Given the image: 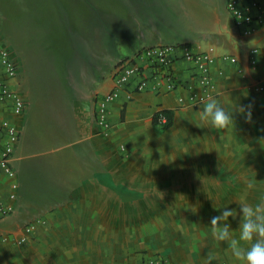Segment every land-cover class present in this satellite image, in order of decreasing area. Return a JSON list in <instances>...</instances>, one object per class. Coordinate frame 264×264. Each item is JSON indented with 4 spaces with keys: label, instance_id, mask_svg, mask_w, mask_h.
Returning a JSON list of instances; mask_svg holds the SVG:
<instances>
[{
    "label": "crops",
    "instance_id": "crops-1",
    "mask_svg": "<svg viewBox=\"0 0 264 264\" xmlns=\"http://www.w3.org/2000/svg\"><path fill=\"white\" fill-rule=\"evenodd\" d=\"M27 1L32 14L20 4L16 14L12 1L5 31L0 26L18 68L11 85L25 102L18 116L11 101L0 102V124L10 120L20 131L11 157L16 201L0 222V264H134L152 256L170 264H207L209 256L211 264H238L227 242L212 237L210 221L225 206L235 209L227 223L238 238L237 201L264 199V28L242 34L226 0H119V12L107 10L105 0ZM120 45L125 50L117 51ZM160 46L213 48L215 89L204 96L232 112V126L217 131L202 123L203 104L194 106L183 87L149 88L123 90L110 106L112 129L100 131L95 97L113 88L115 68L135 61L151 76L139 55ZM170 71L203 97L182 53ZM249 105L246 122L237 109ZM161 110L174 112L163 133L152 123ZM10 182L1 172L4 200ZM29 225L34 233L17 244Z\"/></svg>",
    "mask_w": 264,
    "mask_h": 264
},
{
    "label": "built area",
    "instance_id": "built-area-1",
    "mask_svg": "<svg viewBox=\"0 0 264 264\" xmlns=\"http://www.w3.org/2000/svg\"><path fill=\"white\" fill-rule=\"evenodd\" d=\"M227 10L232 15L235 25L242 30V34L250 35L258 28H264V0H226ZM259 49L254 48L249 52V62L255 65V56ZM190 62L195 71V78L203 93V97L193 91L190 85H182L170 71V65L177 55ZM154 72L151 76H145L142 68L130 61L115 68L112 73L113 88L102 96L95 97V122L100 131L107 134L112 129L110 121V106L119 99L123 90L130 89V93L143 92L149 88L159 92H171L179 87L189 90V101L198 106L205 98V94L215 89V82L211 74V68L217 58L213 55V48L205 52H193L184 46H160L144 49L140 55ZM220 59L237 63L234 57L222 56ZM0 63L4 69L3 79L0 80V102L11 101L12 113L21 115L24 111L25 102L20 94L13 88V83L18 76V68L12 59L9 50L0 40ZM202 81H206L202 84ZM183 101V100H182ZM165 122V119L162 120ZM20 131L10 120H3L0 124V173L10 179V191L7 200L0 197V222L11 215L16 201L17 183L16 174L11 166V157L19 142ZM121 151L126 148L121 146ZM35 231L34 225L25 227L22 235L15 239L17 244L27 242L30 235ZM134 264H170L163 256H152Z\"/></svg>",
    "mask_w": 264,
    "mask_h": 264
},
{
    "label": "clouds",
    "instance_id": "clouds-1",
    "mask_svg": "<svg viewBox=\"0 0 264 264\" xmlns=\"http://www.w3.org/2000/svg\"><path fill=\"white\" fill-rule=\"evenodd\" d=\"M206 81H202L205 84ZM198 112L199 120L217 131L228 129L234 124L232 112L224 107L211 95L205 97ZM251 106H240L237 110L244 116L246 122L251 121ZM249 188L253 185L249 184ZM240 208V224L238 238L232 235L227 223L229 217L236 218L237 211L226 206L219 215L211 218L212 237L218 242H227L231 256L238 264H264V199L259 203L250 204L246 196L237 201ZM244 245H248L245 247ZM214 257L209 256L207 264Z\"/></svg>",
    "mask_w": 264,
    "mask_h": 264
},
{
    "label": "rangeland",
    "instance_id": "rangeland-1",
    "mask_svg": "<svg viewBox=\"0 0 264 264\" xmlns=\"http://www.w3.org/2000/svg\"><path fill=\"white\" fill-rule=\"evenodd\" d=\"M12 1H15V7H17L16 9H15V11H16V14H18L20 11H21V8L18 6L19 4L21 5V7H22V9H24L23 7H25V5H26V11L29 13V14H32V12L34 11V9H30L29 7H32V6H29V5H27V4H23V2H26L27 0H0V26L3 28V30L5 31V29H6V23H7V17H8V13H9V11H12L13 9H10V7H13V5H12ZM29 1H31V0H29ZM48 1H50V0H48ZM106 1V3H107V5H106V3H105V6L107 7L106 9L108 10H110V11H115V10H118L117 12H119L121 9V6L124 4H122V3H120V2H118L119 0H105ZM28 2V1H27ZM34 2V0H32V2L31 3H33ZM131 2V5H133L134 3H132V2H134V0H126V2L125 3H130ZM9 4H10V6H9ZM103 4V3H102ZM130 6V5H129ZM226 8H227V5H226ZM141 10H142V12H144L145 10L144 9H142L141 8ZM65 15H67V14H65ZM144 16H146V14H144ZM115 29L113 28L112 29V32H113V36L115 37V36H118V31H114ZM135 43H137V42H135ZM123 50H125L124 48H123V45H120V46H118V48H117V51H123Z\"/></svg>",
    "mask_w": 264,
    "mask_h": 264
},
{
    "label": "trees",
    "instance_id": "trees-1",
    "mask_svg": "<svg viewBox=\"0 0 264 264\" xmlns=\"http://www.w3.org/2000/svg\"><path fill=\"white\" fill-rule=\"evenodd\" d=\"M163 119H165V122H162ZM152 123L153 126L158 128L160 132H166L173 126L174 112L169 110L158 111L154 114Z\"/></svg>",
    "mask_w": 264,
    "mask_h": 264
}]
</instances>
